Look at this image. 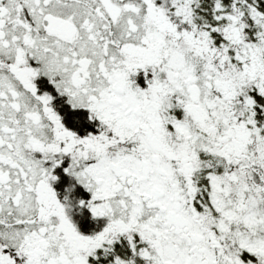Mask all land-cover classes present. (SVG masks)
I'll list each match as a JSON object with an SVG mask.
<instances>
[{
	"label": "snow or ice",
	"instance_id": "6c2138e0",
	"mask_svg": "<svg viewBox=\"0 0 264 264\" xmlns=\"http://www.w3.org/2000/svg\"><path fill=\"white\" fill-rule=\"evenodd\" d=\"M0 264H264V0H0Z\"/></svg>",
	"mask_w": 264,
	"mask_h": 264
}]
</instances>
